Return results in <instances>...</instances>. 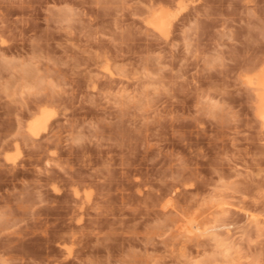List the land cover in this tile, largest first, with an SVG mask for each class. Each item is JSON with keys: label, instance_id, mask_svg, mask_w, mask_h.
Returning <instances> with one entry per match:
<instances>
[{"label": "clouds", "instance_id": "1", "mask_svg": "<svg viewBox=\"0 0 264 264\" xmlns=\"http://www.w3.org/2000/svg\"><path fill=\"white\" fill-rule=\"evenodd\" d=\"M0 264H264V0H0Z\"/></svg>", "mask_w": 264, "mask_h": 264}]
</instances>
